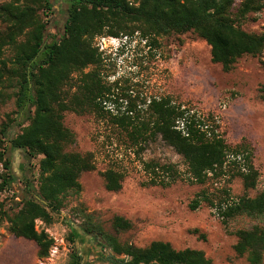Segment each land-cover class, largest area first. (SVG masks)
<instances>
[{"label":"trees","instance_id":"trees-1","mask_svg":"<svg viewBox=\"0 0 264 264\" xmlns=\"http://www.w3.org/2000/svg\"><path fill=\"white\" fill-rule=\"evenodd\" d=\"M61 1L66 6V22L54 36L49 33L50 21H43L39 12L54 16L55 0H7L0 5L4 26L0 29V103L14 98L16 106L14 117H8L0 128V163L6 170L0 175V193L17 179L12 171L13 150L28 161L40 158L38 185L34 187L24 177L27 194L16 204L18 211L8 218L10 234L35 243L38 257L47 258L54 241L45 231L37 230L36 222L53 224L54 216L65 209L67 198L81 194V176L96 169L94 153L67 151L75 144L73 133L64 125V113L69 111L93 115L117 131V150L122 153L116 157L122 161L128 155L134 157L150 186L166 188L184 180L202 187L189 205L191 211L207 204L225 223L238 216L264 218V190L255 198H233L226 187L214 193L206 187L239 178L246 192L257 188L260 174L249 142L228 144L214 113L175 104L171 98L144 99L140 107L136 98L121 97L116 91L122 82L105 81L104 54L94 45L97 37L119 39L139 32L151 48L156 38L194 33L211 48L212 63L230 73L241 58H256L264 52V32L250 34L237 25L250 14L264 11V0H240L236 10V0ZM8 51L13 55L12 67L6 60ZM259 92L264 102V87ZM120 101L127 106L122 108ZM111 103L117 108L111 109ZM157 141L181 158L185 170L173 162L143 158ZM113 145L112 140L105 144ZM102 177L108 192L122 190L124 173L110 168ZM4 216L0 204V222ZM84 217L82 232L103 254L97 257L100 263L212 264L204 252L179 251L170 243L153 242L146 248L121 244L91 217ZM131 227L121 217L113 220L117 232ZM236 236V254L247 257L249 264H264V229L255 225ZM72 259V264H90L77 250Z\"/></svg>","mask_w":264,"mask_h":264},{"label":"rangeland","instance_id":"rangeland-1","mask_svg":"<svg viewBox=\"0 0 264 264\" xmlns=\"http://www.w3.org/2000/svg\"><path fill=\"white\" fill-rule=\"evenodd\" d=\"M6 2L0 0V5ZM239 4L240 0H236L235 10ZM54 11V16L39 12L43 21H50L52 36L58 35L65 25V4L55 0ZM237 25L250 34L263 33L264 11L250 14L244 21H237ZM0 29H4L1 23ZM94 45L104 54L102 73L105 81L113 83L118 79L122 82L116 91L121 97L130 95L132 100L136 98L134 101L141 104L140 107H143L141 101L144 99L171 98L175 104L191 105L205 113H214L219 117L228 144L236 145L246 140L253 147V163L260 174L257 188L246 192L242 181L235 178L222 186L209 183L206 187L211 193L226 187L233 198H255L263 192L264 102L259 91L264 87V52L256 58H241L230 73H225L220 65L212 63L211 48L194 33L156 38L151 48L139 32L119 39L97 37ZM12 58L8 51L9 67H12ZM6 91L14 93L16 90ZM121 102L119 104L125 108L127 104ZM108 106L117 108L113 103ZM15 111L14 98L5 104L0 103V128L8 117H14ZM63 117L65 127L75 137V144L67 151L94 153L96 169L81 176V194L67 198L65 209L54 216L53 224L36 222L37 230L45 231L54 241L49 256L40 259L36 244L10 234L8 222V218L18 211L15 198L22 202V197L27 194L24 177L37 187L40 158L27 160L28 164H25L13 150L10 153L12 167L18 171L14 184L16 196L11 198L0 193V204L5 213L0 222V264H72L75 250L84 262L103 264L97 261V257L103 254L92 238L82 232L84 216L91 217L121 244L146 248L153 242H165L179 251H202L212 264H249L247 257H240L235 252L236 233L255 225L264 229V218L254 220L238 216L225 223L207 204L191 211L189 205L202 187L184 180L166 188L150 186L141 164L134 157L128 155L126 161L116 157L120 152L117 150L120 139L118 132L113 131L108 123L90 114L77 115L70 111ZM108 138L114 142L113 147L105 146L110 142ZM143 158L173 162L185 170L181 158L160 141L151 143ZM110 168L124 173L120 192L112 193L106 189L102 173ZM116 217L129 221L131 229L117 232L113 228Z\"/></svg>","mask_w":264,"mask_h":264},{"label":"built area","instance_id":"built-area-1","mask_svg":"<svg viewBox=\"0 0 264 264\" xmlns=\"http://www.w3.org/2000/svg\"><path fill=\"white\" fill-rule=\"evenodd\" d=\"M116 41V40H115ZM118 42V41H117ZM6 172L5 168H4V165L2 163H0V175H4ZM4 194L10 196L11 198H15L16 196V190L14 189V184L12 187H9V188H6L4 191H3ZM16 201H18V203H21L20 200H18L17 198H15Z\"/></svg>","mask_w":264,"mask_h":264},{"label":"crops","instance_id":"crops-1","mask_svg":"<svg viewBox=\"0 0 264 264\" xmlns=\"http://www.w3.org/2000/svg\"><path fill=\"white\" fill-rule=\"evenodd\" d=\"M18 154H19V156H20L21 159H22L21 162H22V163H25V164H28L27 159L24 157V155H23L21 152L17 151L16 156H17ZM12 171H13V174L15 175V177H17V175H16L15 172L18 173V171L16 170V168L12 167Z\"/></svg>","mask_w":264,"mask_h":264}]
</instances>
